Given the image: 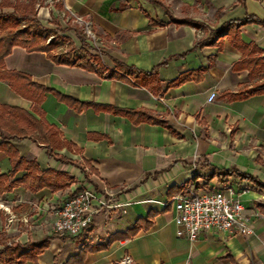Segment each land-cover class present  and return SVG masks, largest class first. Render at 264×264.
<instances>
[{"label":"crops","instance_id":"0c3cea01","mask_svg":"<svg viewBox=\"0 0 264 264\" xmlns=\"http://www.w3.org/2000/svg\"><path fill=\"white\" fill-rule=\"evenodd\" d=\"M49 1L51 10L60 6L66 22L73 23L65 8L88 22L100 50L88 41L81 45L69 30V55L51 52L50 58L12 47L3 70L62 97L137 115L92 107L76 112L50 92L14 90L0 81V105L42 118L70 146L51 150L49 157L28 139L10 142L19 158L67 179H59L62 187L54 192L17 185L0 194V249L23 248L33 257L24 264H64L95 246L103 248L85 252L82 264H118L125 256L132 264H264V214L258 210L264 207V95L234 97L264 80V73L249 78L246 68H235L252 48L264 58V0ZM229 24L239 25L236 39L246 50L229 41ZM83 55L98 68L72 65ZM67 57L71 64H62ZM116 62L136 74L118 71ZM179 76L185 78L181 84L169 85ZM211 92L215 98L207 101ZM9 170L0 151V176ZM183 187L196 193L230 187L253 235L209 230L192 243L176 237L170 199ZM80 189L106 203L94 208L89 232L95 240L82 248L78 238L49 229L52 207ZM144 220L145 229L115 238ZM66 239L74 248L63 244Z\"/></svg>","mask_w":264,"mask_h":264},{"label":"trees","instance_id":"16d2710c","mask_svg":"<svg viewBox=\"0 0 264 264\" xmlns=\"http://www.w3.org/2000/svg\"><path fill=\"white\" fill-rule=\"evenodd\" d=\"M6 8H11V10L7 11L5 10ZM25 12H27L26 6L14 5L13 7H8L5 5H0V81L8 82L11 87L14 88V90H17V88L21 87H28L31 90H35L40 93L50 92L55 97H57V99L65 102L69 107H72L76 112H79L85 107H92L97 111H110L114 114H119L128 118L137 115L136 112L118 110L115 108H108L106 106L94 105L90 103H80L74 99L62 97L53 91L38 87L29 82L27 77L22 74L13 71H4L2 60L9 54L12 47H21L27 52H45L50 58L51 52L56 49L55 43L53 41L46 43L45 38H43L40 34H29L28 27L25 30L18 28L17 19ZM251 21L252 19L250 18L245 19L240 23V25ZM230 26H233V29L228 33L229 41L238 49L243 50L244 48V50H246L247 48L240 45L236 39V28H238L239 25L229 24L226 27L229 28ZM247 56L248 57L239 62L235 68H246L249 78H252V76L258 72L264 73V58L259 56L258 50L252 48L251 52ZM69 59V57L63 58L60 60V62L62 64H71ZM75 64L82 65L84 68H89L87 62L83 63L81 59L74 60L72 65ZM115 67L120 72H125L129 75L136 74L133 70L123 66L120 63L116 62ZM113 77L116 76L114 74H109V78ZM22 79L25 80V86H22ZM184 80V76H179L169 85H179ZM258 95H264V80L253 84L252 87L246 90L244 93H238L234 97L243 99ZM24 139H28L34 143L42 145L47 150L46 152L49 157L52 156L50 151L53 149H70V146L67 143L61 142L59 140L58 133L51 126L45 124L42 118L35 120L27 113L17 108L0 105V151L3 152L8 158L10 166L8 174L5 176H0V194L10 191L12 187L17 185H22L30 192H36L43 188H47L53 192L61 189L62 186H59L56 182L59 179H67L66 175L50 169L40 171L34 161H26L18 157L16 150L10 142ZM19 172H23L22 177L19 180H14L8 183V181ZM229 173L230 172L227 171L222 172L224 176L228 175ZM248 179L253 180L250 177H248ZM184 189H186V187L178 188L174 193H182ZM258 210L264 214V207L258 206ZM146 223V220L141 223L139 222L134 228L128 230L124 235L116 236L115 238L133 236L139 229H145ZM101 248L103 247H86L83 252H78L76 255L68 257L64 264H82L85 252H93L100 250ZM22 251L23 248L17 245H2V248L0 249V264H24L26 261L33 259L32 256L27 255Z\"/></svg>","mask_w":264,"mask_h":264},{"label":"built area","instance_id":"2783aa9c","mask_svg":"<svg viewBox=\"0 0 264 264\" xmlns=\"http://www.w3.org/2000/svg\"><path fill=\"white\" fill-rule=\"evenodd\" d=\"M65 11L68 12V19L80 27L86 40L95 45L90 24L66 8ZM214 98L215 94L211 92L207 101ZM170 203L174 211L175 235L189 243L194 242L199 233L209 230L242 238L253 235L250 217L230 187L204 193L184 189L181 194L172 197ZM96 206L105 207L106 203L91 190L80 189L68 195L52 207V220L49 224L51 234L78 238V248L95 240L90 235L89 227ZM118 264H132V261L125 256Z\"/></svg>","mask_w":264,"mask_h":264},{"label":"rangeland","instance_id":"374dc122","mask_svg":"<svg viewBox=\"0 0 264 264\" xmlns=\"http://www.w3.org/2000/svg\"><path fill=\"white\" fill-rule=\"evenodd\" d=\"M53 1V0H51ZM49 0H0V5H5L8 7H13L14 5H21L27 7V12L20 13L22 16L18 17L17 23L18 28L21 30L28 29L29 34H40L45 38V42L53 41L55 43L56 49L52 51L53 54H60L62 51L68 52L67 55L72 51L73 46L70 42L72 39L66 36L65 32L71 30L74 35H71L81 43V45L87 46L84 41H87L80 27L71 22H66V15H61L62 9L60 6L51 7L50 9ZM52 6V5H51ZM19 14V15H20ZM47 43V42H46ZM94 45V44H93ZM91 46V44H90ZM100 50L99 46H92ZM61 48V49H57ZM61 56V55H59ZM81 61L87 62L89 67H92L91 64H94L93 67L98 68L99 64L94 59H87L84 55L81 58ZM264 79V77L262 78ZM61 242V241H60ZM79 243V242H78ZM66 246H69L71 249L74 248V243L69 239H66L63 243Z\"/></svg>","mask_w":264,"mask_h":264}]
</instances>
